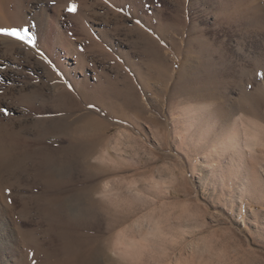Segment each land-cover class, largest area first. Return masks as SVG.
<instances>
[{
  "label": "rangeland",
  "instance_id": "1",
  "mask_svg": "<svg viewBox=\"0 0 264 264\" xmlns=\"http://www.w3.org/2000/svg\"><path fill=\"white\" fill-rule=\"evenodd\" d=\"M0 28V264H264V0H0Z\"/></svg>",
  "mask_w": 264,
  "mask_h": 264
},
{
  "label": "bare ground",
  "instance_id": "2",
  "mask_svg": "<svg viewBox=\"0 0 264 264\" xmlns=\"http://www.w3.org/2000/svg\"><path fill=\"white\" fill-rule=\"evenodd\" d=\"M224 9V8H223ZM16 40V39H15ZM6 41V40H5ZM4 41V42H5ZM9 41H10V39H9ZM13 41V40H12ZM210 41V40H209ZM169 42V41H168ZM212 42V41H211ZM1 43V42H0ZM8 43V42H7ZM12 43V42H11ZM16 44V43H15ZM188 44V43H187ZM6 45V44H5ZM19 45V44H18ZM210 45V44H209ZM189 46V45H188ZM1 47V46H0ZM4 47V46H3ZM190 47V46H189ZM208 47V46H207ZM5 48V47H4ZM209 48V47H208ZM212 48H214V47H212ZM2 50H4L3 48H2ZM2 52V51H1ZM19 52V51H18ZM158 52V51H157ZM151 58H153V57H151ZM155 61H156V59H155ZM158 61H160V60H158ZM161 62V61H160ZM158 64H159V62H158ZM211 65V64H210ZM1 150V149H0ZM105 154V153H104ZM98 158V157H97ZM104 188V187H103ZM105 190V189H104ZM7 214V212H6V210H2L1 208H0V244L4 241V236L6 237L8 234H10L11 233V229L12 228H10V226L9 225H11L10 223H12V222H10V221H7V218H6V215ZM8 215V214H7ZM9 220V219H8ZM16 230V229H15ZM15 236V235H14ZM131 238V237H130ZM131 241H133V240H131ZM129 242H130V240H129ZM128 243V242H127ZM14 245H15V242H14ZM131 246H133V248H134V244L132 245V243H131ZM11 251V250H10ZM15 251V250H14ZM17 252V251H16ZM19 254V253H18ZM22 260H23V258H22Z\"/></svg>",
  "mask_w": 264,
  "mask_h": 264
},
{
  "label": "snow or ice",
  "instance_id": "3",
  "mask_svg": "<svg viewBox=\"0 0 264 264\" xmlns=\"http://www.w3.org/2000/svg\"><path fill=\"white\" fill-rule=\"evenodd\" d=\"M76 9H75V5H71L69 6L68 8V11L69 12H74ZM21 31H24L23 29H17V28H0V35H6V36H19V33ZM20 39L22 40L23 38L20 37ZM74 90V86L69 84V91H72ZM88 107L89 108H94L95 105L92 104V103H89L88 104ZM0 115H7V109H5L2 105V103H0Z\"/></svg>",
  "mask_w": 264,
  "mask_h": 264
}]
</instances>
